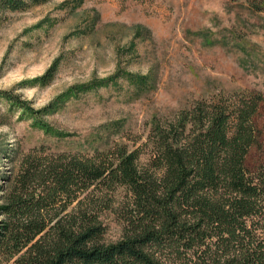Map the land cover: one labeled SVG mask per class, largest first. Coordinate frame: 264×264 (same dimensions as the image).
I'll return each mask as SVG.
<instances>
[{
  "label": "trees",
  "instance_id": "16d2710c",
  "mask_svg": "<svg viewBox=\"0 0 264 264\" xmlns=\"http://www.w3.org/2000/svg\"><path fill=\"white\" fill-rule=\"evenodd\" d=\"M47 1L0 0V19ZM0 99L25 108L10 91ZM263 101L220 91L153 118L133 147L2 152L0 264H264V170L246 165Z\"/></svg>",
  "mask_w": 264,
  "mask_h": 264
},
{
  "label": "rangeland",
  "instance_id": "374dc122",
  "mask_svg": "<svg viewBox=\"0 0 264 264\" xmlns=\"http://www.w3.org/2000/svg\"><path fill=\"white\" fill-rule=\"evenodd\" d=\"M0 91L25 105L0 99V175L12 170L5 151L138 146L153 118L195 100L220 91L264 97V0H49L6 12ZM256 124L253 171L264 170V101ZM103 220L105 240H117L116 216Z\"/></svg>",
  "mask_w": 264,
  "mask_h": 264
}]
</instances>
